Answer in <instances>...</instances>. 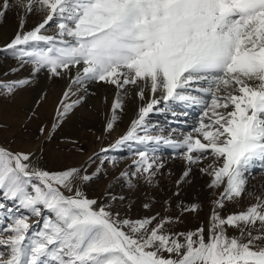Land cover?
<instances>
[{"label":"snow or ice","instance_id":"obj_1","mask_svg":"<svg viewBox=\"0 0 264 264\" xmlns=\"http://www.w3.org/2000/svg\"><path fill=\"white\" fill-rule=\"evenodd\" d=\"M13 6L21 13L20 30L5 50L32 64L33 73L68 74L64 99L72 86L88 81L125 94L134 86L141 100L149 89L152 98L110 147L136 141L183 149L188 168L177 184L188 178L191 165L211 158L200 171L211 178L209 188L223 190L207 227L176 232L170 225L179 217L131 219L88 198L80 185L92 175L81 167L51 172L33 166L32 153L0 146V193L32 215L50 213L34 233L27 216L0 229L9 233L0 234V264H264V199L257 197L245 210L218 211L244 195L245 173L257 161L264 167V0H0V18ZM34 12L43 14L42 21L24 31ZM52 25L54 34H43ZM28 83L0 86L12 93ZM83 99L62 100L59 116ZM161 101L198 106V125L180 140L147 134L145 118ZM122 107L118 95L105 131L113 130ZM149 151L155 149L136 152L135 172L121 173L129 185L139 175L150 183L162 166ZM198 209L193 203L182 212Z\"/></svg>","mask_w":264,"mask_h":264},{"label":"rangeland","instance_id":"obj_2","mask_svg":"<svg viewBox=\"0 0 264 264\" xmlns=\"http://www.w3.org/2000/svg\"><path fill=\"white\" fill-rule=\"evenodd\" d=\"M9 3L14 5L15 0H9ZM42 18L43 14L40 12L27 16L23 30H31L30 24L35 20L41 22ZM20 21L21 13L14 6L9 8L6 17L0 18V85H8L20 79L30 80V83L16 87L12 93H9L6 87L0 86V146L13 152L32 153V165L51 172L81 167L87 174L92 175L91 180L80 185L81 190L88 198L111 205L122 217L139 219L157 214L159 217H179L178 223L170 225L176 232L194 230L202 224L207 227L213 201L223 190V187L217 190L209 188L211 178L200 171L202 167L212 163L211 158L203 164L191 165L188 178L177 184L188 168L182 157L183 149L162 143L146 146L136 141H128L119 147H110L127 133L131 122L138 116L139 108L152 98L149 89H145V97L141 100L136 95L139 89L134 86H128L125 94L118 92V89L110 84L88 81L89 84L86 82L82 88L79 85L72 86L71 94L64 99V92L70 85L69 75L64 74L63 80L55 86L58 87L59 84V89L62 90L59 99L54 108L47 112L48 108L43 106V101L49 91L47 89L49 84L44 79L46 75H50L48 71L33 73L32 64H22L9 50H5V45L15 34L11 35V39H7L2 31L9 22L11 26L17 23L20 30ZM55 31V25L47 27L46 31L42 30L43 34L47 35L54 34ZM71 75H75L74 70ZM27 91L31 97L28 103L17 102ZM118 95L123 107L116 110L117 119L113 130L105 131L106 123L113 114L112 105ZM156 95L159 97L161 93L157 92ZM81 96L84 99L61 118L60 102L63 100L66 104L72 103ZM200 114L201 109L198 106H186V102L183 101H169L166 105L161 101L145 118L147 134L166 135L171 139L176 136L173 140L183 139L198 125ZM77 119L84 120L86 125L82 127L76 125L74 121ZM138 134L145 135V132L139 131ZM146 148L155 149L149 151V155L156 158L157 163L162 166L156 170L150 183L144 179V175H139L132 177V183L129 185L121 173L135 172L133 160L138 159L136 152L144 151ZM102 149L109 150L104 152ZM245 179L243 199L248 202L244 203L242 208L234 207L235 210L232 212L245 210L255 203L251 199L263 196L264 167H261L260 161L245 173ZM112 197L116 199L112 200ZM193 203L199 204L196 212H182L183 207ZM145 204L149 207L145 208ZM0 205H3L0 207V229L11 223L9 216H27L28 223L32 226L30 232L34 233L43 227V219L50 215L47 210H42V216L32 215L30 210L20 207L17 201L6 199L2 193ZM228 210L218 209L222 214L231 213ZM0 234L6 237L9 233ZM235 234L237 233L233 229H229V235Z\"/></svg>","mask_w":264,"mask_h":264},{"label":"bare ground","instance_id":"obj_3","mask_svg":"<svg viewBox=\"0 0 264 264\" xmlns=\"http://www.w3.org/2000/svg\"><path fill=\"white\" fill-rule=\"evenodd\" d=\"M38 23H40V21H37V20H35V21H33L32 22V24H30L31 25V28H33V27H35ZM18 27H19V25L17 24V23H14L12 26H11V23L9 22V23H7V25L5 26V28H4V31H2V33H3V35L5 36V38H10L11 39V35H13V34H16V32H17V30H18ZM14 37V36H13ZM12 37V38H13ZM75 72H76V70L75 69H73ZM72 70V71H73ZM47 77H45L44 79L47 81L46 83H48L49 85H48V87H47V89H49V91H48V95H46V99H45V101H43L44 102V107H47L48 108V110H47V112H50L53 108H54V106H55V104H56V102L58 101V99H59V95H60V93H61V91H60V89H59V84H58V87H55V86H57V83H60L62 80H63V77H60V78H58L57 79V77H50V75H46ZM44 81V80H43ZM56 84V85H55ZM88 84H89V82H88ZM46 87V86H45ZM46 89V88H45ZM46 91V90H45ZM25 93V92H24ZM28 93H29V91H27V93H25V95L23 94L22 96H21V98H20V100H18L17 102H22L23 104H26V103H28V101L30 100V98L31 97H29L28 96ZM43 102H42V104H43ZM61 103V102H60ZM32 104V103H31ZM29 105V104H28ZM30 107V106H29ZM45 109V108H44ZM86 117V116H85ZM91 121V120H90ZM75 123H76V125H78V126H80L81 125V127L83 126V125H86V122H84V120H80V119H77V121H74ZM13 132V131H12ZM163 136V135H162ZM165 137H166V135H164ZM167 136H169V135H167ZM176 136H174V137H172L173 139L175 138ZM178 138V137H177ZM176 138V139H177ZM179 140V139H178ZM73 165V164H72ZM263 182H264V180H263ZM263 185H264V183H263ZM258 196H255V198H253V199H251L252 201H254V202H256V198H257ZM261 198L262 199H264V194H263V196H261ZM244 201V202H243ZM248 201H245L244 199H243V196L239 199V200H237V201H228V202H226L225 204H226V207H225V209H229L231 212L232 211H234L235 209H234V207H239V208H242V206L244 205V203H247ZM223 210V209H222ZM228 210V211H229ZM237 210V209H236ZM224 212V211H223ZM15 216L14 215H12V216H9V220L12 222V220H13V218H14Z\"/></svg>","mask_w":264,"mask_h":264}]
</instances>
